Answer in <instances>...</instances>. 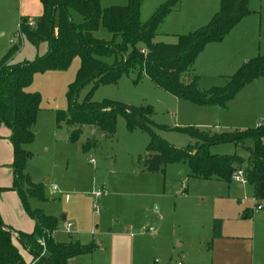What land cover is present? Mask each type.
I'll return each mask as SVG.
<instances>
[{"label":"rangeland","instance_id":"rangeland-1","mask_svg":"<svg viewBox=\"0 0 264 264\" xmlns=\"http://www.w3.org/2000/svg\"><path fill=\"white\" fill-rule=\"evenodd\" d=\"M167 1L143 0L141 21H148ZM128 2L100 0V5L108 8ZM248 6L253 11L260 3L249 0ZM220 7L221 0H180L174 8L177 11L169 12L160 23L154 41L176 43L179 35L206 25ZM41 13V0H0V59L13 45L19 48L14 63L33 61L45 53L43 44L37 47L19 33L21 16L35 26ZM71 16L75 23L83 22L79 12L71 11ZM250 18L238 22L235 32L250 22ZM241 30H246V26ZM96 35L111 37L103 25ZM229 36L226 33L223 39L207 43L184 79L197 76L202 90L224 86L247 60L264 55V38L258 32L254 38V54H249L248 59L238 60L237 53L235 61L214 62L212 53L221 54L226 45L228 49ZM107 61L112 63L113 58ZM80 65V57L76 56L65 70L36 72L26 87V91L41 97L34 125L35 139L27 146L32 155L26 170L34 183L43 186L44 193V199L28 197V204L59 219L57 241H68L69 233L73 232V240L79 238L83 244L96 245L91 254L76 256L73 264H155V260H159V264H170L180 257L185 261L188 255L211 253L214 228L221 235L248 236L257 264L264 214L254 212L246 217V210L255 209L257 203L264 205V201L257 199L254 186L193 176L186 160L167 164L164 172L146 169L144 159L152 137L141 126L130 127L124 114L117 115L114 135H105L85 125L78 140L72 141L74 127L65 121L58 124L57 112L68 113L71 108L68 91L77 79ZM87 99L95 104L113 102L127 108L150 109L148 124L152 122V128L162 139L179 148L195 143L181 129L201 128L214 120L213 112L175 96L144 73H126L117 81H89L76 95L77 104ZM7 130L5 123L0 122V135ZM228 130L235 129L223 131ZM89 140H94L95 145L83 149V144ZM243 149L232 142L210 147L214 154H245ZM98 190L105 191L100 198L95 196ZM64 215L68 216L66 220L62 219ZM73 218H77V229L75 224L67 229L65 223ZM145 227H153L155 233L143 231ZM206 231L210 236L199 245L200 234ZM157 235L160 237L154 239ZM21 252L27 261L31 259L25 250Z\"/></svg>","mask_w":264,"mask_h":264},{"label":"trees","instance_id":"trees-1","mask_svg":"<svg viewBox=\"0 0 264 264\" xmlns=\"http://www.w3.org/2000/svg\"><path fill=\"white\" fill-rule=\"evenodd\" d=\"M179 1L165 2L146 22L140 19L143 0H129L127 5L108 8H102L100 0H41L43 14L35 26L30 25L28 18L21 17L20 35L37 47L46 43L47 51L33 61L14 63L19 48L13 45L0 59V122L12 132V189L18 191L35 227L29 233L15 230L0 217L3 224H0V264H32L27 262L21 250L32 256L33 264H70L71 258L91 254L96 248L93 242L57 241L53 235L58 230L59 219L40 209H32L28 204V197L44 199V193L43 186L34 183L26 170L32 155L27 146L35 139L34 125L41 101L38 93L28 92L26 87L36 72L65 70L76 56L80 57L81 65L77 79L68 91L71 108L68 113L57 112L58 124L65 121L74 127L72 141L78 140L85 125L105 135H114L117 115L124 114L130 127L141 126L150 132L152 141L144 159L146 169L164 172L167 164L186 160L193 176L230 182L233 173L244 168L249 184L255 187L257 199L264 201V124L231 131L183 128L180 131L188 133L195 143L179 148L162 139L152 128V122L148 124L150 109L127 108L113 102L95 104L90 99L77 104L76 95L87 82L117 81L123 74L137 72L147 74L157 85L177 97L200 105L225 106L244 85L264 76L263 55L247 60L224 86L202 90L197 76L185 80V73L205 45L223 39L251 10L249 0H221L220 10L206 25L179 35L176 43L154 41L160 23ZM71 11L79 12L83 22L75 23ZM101 25L111 33L109 39L96 35ZM109 57L113 58L112 63L107 61ZM229 142L246 149L249 156L210 151L213 145ZM93 144L95 141L89 140L83 144V149L87 150Z\"/></svg>","mask_w":264,"mask_h":264},{"label":"crops","instance_id":"crops-1","mask_svg":"<svg viewBox=\"0 0 264 264\" xmlns=\"http://www.w3.org/2000/svg\"><path fill=\"white\" fill-rule=\"evenodd\" d=\"M258 2L260 3V6L251 11L249 15L244 17L247 20L249 17H252L250 18L252 20H250V22H246V24L244 25L246 26V30H241L244 26H240V28H237V33L235 32L236 30H234V28L239 23H241V21H243V18L228 32V35H231L228 39V42L230 40L229 48L227 49L226 45L222 47L221 54L212 53L214 62L225 63V61H235L237 53L239 54V57L237 59L244 61L248 59L249 56H251L249 54H254V38H256L257 33L259 32V36L261 38H264V0H258ZM174 11H177V9H175ZM42 14L43 4L41 15ZM42 44L45 46V50L47 51V44ZM260 46L262 47V42L259 43V52L261 48ZM202 107H205V111L214 113V120L211 121V123L203 124L201 128L199 127L200 129L223 131L230 128H233L235 130L236 128H241L239 130H242L247 129L248 127L252 128L264 124V76H261L244 85L237 92V94L226 103L225 106L202 105ZM233 122H240L244 124L237 125L238 123ZM11 134L12 132L8 128L7 131H3L0 135V217L6 225L12 227L13 229L29 233L34 230L35 221L28 215V213L24 209L22 199L18 191L12 189V164L14 161V147L10 139ZM239 148L243 149L240 146ZM243 150L245 151L246 155L241 153L238 154L247 158L249 156V152L246 149ZM235 183L238 184L239 182ZM239 184L243 186L251 185L249 183ZM254 212L260 211H256L254 208L248 207L246 210V217L251 216V213L253 215ZM67 217L65 216V220ZM72 221L70 222V227H67V223H65V227H67V229H70L73 224H75V228L77 229V218H73ZM58 231L59 230L54 232L53 236L55 239ZM75 232L76 231H74V233ZM153 232L155 233V229ZM203 233L205 234L202 235ZM203 233L200 234L201 242L199 243V245H202V242H205L204 240H208L207 238H209L210 236L208 234L209 232L207 231ZM69 234L70 238L68 241L59 242L81 241L79 238L77 240H73V232ZM159 237L160 235H157L156 237H154V239H157ZM260 241L261 248L256 261L258 262L257 264H264V228L260 229ZM180 244L183 243L181 242ZM250 247L251 244L248 236L231 234L221 235L214 228L210 254L198 256L196 255L195 257L194 255H188L185 261L182 257H180V260H182L184 264H255L254 249H251ZM30 258L31 259L27 262L33 264L34 261L31 255ZM75 258L76 257H73L69 260L70 264H73Z\"/></svg>","mask_w":264,"mask_h":264},{"label":"built area","instance_id":"built-area-1","mask_svg":"<svg viewBox=\"0 0 264 264\" xmlns=\"http://www.w3.org/2000/svg\"><path fill=\"white\" fill-rule=\"evenodd\" d=\"M30 25L33 26L31 23H30ZM231 179L234 182H239V183H243V184L249 183L248 178H247V174H246V171H245L244 168H238L233 173ZM104 193H105L104 190H98V191H95V196H96V198H100L102 196V194H104ZM255 210L256 211H260V212H262L264 214V205H262L260 203L255 204ZM97 213H99V211H97ZM70 225H71L70 223L66 224L67 227H70ZM143 231H145V232H153L154 229L152 227H149V228L145 227V228H143ZM155 264H159V260H156ZM170 264H184V263H183L182 260H179L176 263H170Z\"/></svg>","mask_w":264,"mask_h":264},{"label":"water","instance_id":"water-1","mask_svg":"<svg viewBox=\"0 0 264 264\" xmlns=\"http://www.w3.org/2000/svg\"><path fill=\"white\" fill-rule=\"evenodd\" d=\"M63 220H65V216L62 217ZM0 224L3 226L2 222L0 221ZM19 244H21V246L25 247V245L19 240L17 239Z\"/></svg>","mask_w":264,"mask_h":264}]
</instances>
